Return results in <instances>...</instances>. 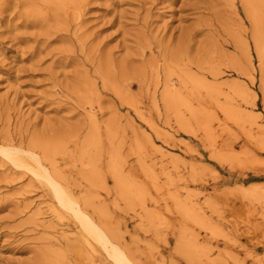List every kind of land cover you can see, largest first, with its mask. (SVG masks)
<instances>
[{
	"label": "rangeland",
	"instance_id": "374dc122",
	"mask_svg": "<svg viewBox=\"0 0 264 264\" xmlns=\"http://www.w3.org/2000/svg\"><path fill=\"white\" fill-rule=\"evenodd\" d=\"M64 131L86 213L140 264H264V0H0V147ZM2 161L0 264H114L68 250L78 225Z\"/></svg>",
	"mask_w": 264,
	"mask_h": 264
},
{
	"label": "bare ground",
	"instance_id": "6f19581e",
	"mask_svg": "<svg viewBox=\"0 0 264 264\" xmlns=\"http://www.w3.org/2000/svg\"><path fill=\"white\" fill-rule=\"evenodd\" d=\"M256 18L258 20V17ZM257 41H259V38ZM260 49L262 50L261 46ZM170 99L167 97V101H170ZM116 127L118 126L114 125V128ZM116 130L118 128L115 129V133H106L107 142L96 140V145L104 148L107 143L109 149L115 153L118 148L116 145H119L120 140ZM70 135V132L64 131L61 139L42 143L36 142L33 144V149L10 146L0 147L2 163H10L13 167L11 170H21L18 175H23L22 177L26 176L28 172L31 173L33 178L38 180L40 185L46 189V192L56 200L57 210L52 211L58 216V220L63 221V219L68 218L78 225L81 234L75 243L72 238L63 236L67 240L66 246H68V250L78 258L89 259L91 257L90 252H92L95 259L105 254L114 264H140L135 252L122 248L119 242L121 238L120 230L116 223L107 221V215L101 210L102 208H97V211H95L99 218L97 221H94L86 213L89 203L87 197L92 192L91 189H81L82 185L79 184H83L85 181L91 184L92 179L89 175L86 176L88 173L82 175L79 173L75 174L76 168H62L59 160L55 157L56 154L62 155L63 160L67 157L65 147L66 143H70L71 141ZM59 136L60 133L58 134ZM110 169L117 184H124L126 180L122 173V164L114 161ZM75 187L80 188V191H76ZM80 198H85V201H82ZM83 206L85 207L83 208ZM45 219L46 217L43 213H37L36 220L39 222V226L46 229L52 228V223L51 225L50 223L47 224ZM61 259L62 256L60 257L55 252L46 253L42 258V260H48L49 262L50 260Z\"/></svg>",
	"mask_w": 264,
	"mask_h": 264
}]
</instances>
